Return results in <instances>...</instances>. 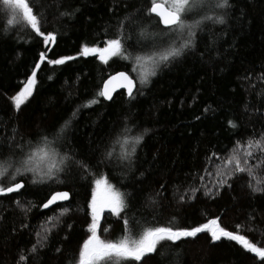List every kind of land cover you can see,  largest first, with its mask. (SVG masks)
Wrapping results in <instances>:
<instances>
[{
    "label": "trees",
    "instance_id": "trees-1",
    "mask_svg": "<svg viewBox=\"0 0 264 264\" xmlns=\"http://www.w3.org/2000/svg\"><path fill=\"white\" fill-rule=\"evenodd\" d=\"M59 3L36 0L37 9L47 16L41 30L58 33L47 52L42 37L26 26L7 24L10 16L0 2V152H15L19 159L21 148L29 150V141L37 145L43 134L51 139L71 120L56 146L61 156L71 157L65 171L36 184L30 173L17 177L25 188L0 196V264H76L79 248L90 235L93 181L101 176L130 194V205L121 216L129 221L133 237L148 227L190 228L218 219L227 231L264 247V194L253 193L245 175L230 181L231 188H218L215 175L222 163L217 157L226 159L237 143L243 152L248 139L264 135V0H230L226 23L206 22L197 32L195 48L162 66L143 88L139 68L131 71L132 61L114 58L105 65L98 57L78 54L85 44L103 47L107 39L116 38L120 22L129 15L140 21L131 27L125 22V47L133 56L147 54L150 41L139 37L140 27L151 33L166 31L157 17L147 16L150 0H63L60 10L79 8L72 18L59 17ZM40 52H47L49 59L78 58L62 66L42 63L33 95L17 112L11 97L30 78ZM119 72L129 74L137 84L135 91L143 94L133 101L125 91L117 92L112 101L97 97L103 84ZM93 98L100 102L83 107ZM229 121L238 127H230ZM125 125L134 135L144 134L131 166L117 158L119 146L111 160L104 159ZM252 151L250 163H259L257 176L264 178V154ZM206 190L213 195H205ZM57 191L71 196L61 203L70 207L63 216L61 204L42 207ZM49 218L51 223H46ZM45 228L52 230L46 233ZM37 233L45 246L37 245V253L31 254ZM97 234L104 240L122 237V219L106 212ZM152 264L264 261L235 241L212 242L210 234L201 233L170 245L167 255L154 257Z\"/></svg>",
    "mask_w": 264,
    "mask_h": 264
},
{
    "label": "snow or ice",
    "instance_id": "snow-or-ice-1",
    "mask_svg": "<svg viewBox=\"0 0 264 264\" xmlns=\"http://www.w3.org/2000/svg\"><path fill=\"white\" fill-rule=\"evenodd\" d=\"M0 2H2L4 10L10 16L7 19L8 25L26 26L35 36L42 37V43L47 52L51 51L49 46L56 44L58 33L41 30L42 22L47 21V16L42 8L37 9L36 0H0ZM62 7L63 0H60L56 10L61 18H72L80 11L79 8L60 10ZM231 7L230 0H150V7L145 10L147 16L151 17L154 15L157 17V23L162 24L166 31L151 33L146 27H140L139 37L142 40L150 41L149 44L145 45L149 49L147 54L133 56L125 47L123 36L125 22H128L131 27L137 25L140 21L139 17L129 15L125 16L120 22L116 38L107 39L103 47L85 44L78 55L85 58L89 56L98 57L99 61L105 65L114 58L132 61L135 67L131 71L137 72V68H139V83L141 88H143L151 83V78L157 75L162 66H167L171 62L179 60L185 55L186 51L195 48L197 32L203 30L202 26L206 22L225 24L226 10ZM216 10L221 11L217 14L209 15L210 12L216 13ZM196 17H199V19ZM47 52H40V62L35 65V70L32 71L30 78L25 82L23 88L11 97L17 112L33 95L37 84L36 70L40 69L42 63L46 61L48 65L62 66L78 58L77 56L68 55L49 59L47 58ZM114 81H119L121 86L127 90L129 101H133L137 95L143 94L142 91H134L136 83L133 78H130L125 72H119L103 84V88L98 92L97 97L112 101V93L115 90ZM99 102L98 98H93L83 107H90ZM75 115L76 113H73L74 117ZM70 126L71 120L66 121L59 133L53 132L51 134V139L49 134L41 135L40 143L35 146L29 141V150L24 152L23 148H21L19 159L14 158L18 155L15 152H9L7 155L0 152V196L20 193L25 188V184L18 180L17 177L26 176L30 173L33 177L31 182L36 184L52 180L58 173L65 171L71 157L67 155L61 156L56 146ZM229 126L236 128L238 124L229 121ZM143 135V133L134 135L132 130L125 125L123 131L117 135L115 145L110 151L105 152L104 159L111 160L116 152L115 146H119L120 151L117 158L131 166L134 163L133 157L136 154V148L143 141ZM241 147L242 145L237 143L231 155L226 159L217 157V159L222 160L215 173L218 188H231L232 184L230 181L236 179L239 175H245L250 180L248 186L251 191L264 194V187L260 186L264 184V178L257 176V169L260 165L259 163L256 165L250 163V158L253 157L252 149L264 154V135H261L258 139H248L243 152H241ZM215 155L213 153V156ZM80 167L88 171L82 163H80ZM93 182L95 189L92 191L91 200L88 204L91 209V223L87 228V232L90 235L79 248L76 264H130V262L131 264H152L154 257L163 259L167 255L170 245H175L182 240H194L201 233L210 234L212 242H217L221 239L235 241L248 253L254 254L260 261H264V247L257 246L243 235L227 231L219 225L218 219H212L208 223L190 228H173L171 226L148 227L133 237L130 234L131 229L128 227L129 221L121 216V213H124L125 209L130 205L128 199L130 194L121 192L104 176L95 179ZM198 190L194 189V191ZM205 195L212 196L213 193L210 190H206ZM69 199L70 194L68 191H57L47 199L42 207L48 209L58 202L68 201ZM181 200L183 201L184 197H181ZM16 203L19 205V200ZM152 203L155 204L156 201L153 200ZM60 207L61 216L66 215L70 211L69 206L61 204ZM105 209L121 218L125 226L126 234L116 240H104L97 234L101 214ZM24 211H27V209H24ZM51 219L49 218L46 223H51ZM51 230V228H45L46 233H50ZM36 235L38 237L37 244L30 249L31 254L37 253V245L41 249L45 246L40 240V233ZM47 238V235H45L43 240L46 241ZM20 259L24 260L26 258L21 256Z\"/></svg>",
    "mask_w": 264,
    "mask_h": 264
},
{
    "label": "water",
    "instance_id": "water-1",
    "mask_svg": "<svg viewBox=\"0 0 264 264\" xmlns=\"http://www.w3.org/2000/svg\"><path fill=\"white\" fill-rule=\"evenodd\" d=\"M127 74V73H126ZM129 75V74H128ZM130 76V75H129ZM130 78H132L131 76H130ZM136 83V82H135ZM137 85V84H136ZM113 86H114V88H115V90L113 91V93H112V95L114 96L117 92H120V91H125L126 93H127V90L125 89V88H123L122 86H121V84H120V82L119 81H114L113 82ZM136 90V88L134 89V91ZM71 197V196H70ZM70 200V199H69ZM68 200V201H69ZM68 201H63V202H58L57 204H61V203H64V202H68ZM54 205H52V206H50L49 208H51V207H53ZM48 208V209H49Z\"/></svg>",
    "mask_w": 264,
    "mask_h": 264
},
{
    "label": "rangeland",
    "instance_id": "rangeland-1",
    "mask_svg": "<svg viewBox=\"0 0 264 264\" xmlns=\"http://www.w3.org/2000/svg\"><path fill=\"white\" fill-rule=\"evenodd\" d=\"M106 212L109 213V214H111L107 209H105V210L103 211V213L101 214L100 222L102 221V217L104 218V215H105Z\"/></svg>",
    "mask_w": 264,
    "mask_h": 264
}]
</instances>
